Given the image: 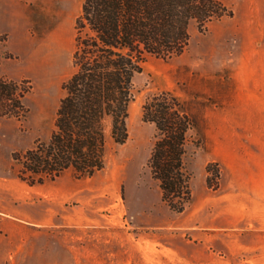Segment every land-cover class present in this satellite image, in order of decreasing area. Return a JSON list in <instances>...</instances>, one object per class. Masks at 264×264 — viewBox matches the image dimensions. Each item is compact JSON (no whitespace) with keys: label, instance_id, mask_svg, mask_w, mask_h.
I'll return each instance as SVG.
<instances>
[{"label":"rangeland","instance_id":"obj_1","mask_svg":"<svg viewBox=\"0 0 264 264\" xmlns=\"http://www.w3.org/2000/svg\"><path fill=\"white\" fill-rule=\"evenodd\" d=\"M231 16L191 22L178 56H149L136 74L128 137L105 126L104 168L28 185L13 153L47 141L73 73L81 0L0 3V75L28 82L21 118L0 116V249L7 264H264V0H224ZM4 6L9 10L1 9ZM170 92L193 125L183 162L190 201L176 212L147 166L156 135L142 105ZM55 222H61L54 224ZM55 232L71 234L64 241ZM66 244V246H64ZM30 259V260H31Z\"/></svg>","mask_w":264,"mask_h":264},{"label":"trees","instance_id":"obj_2","mask_svg":"<svg viewBox=\"0 0 264 264\" xmlns=\"http://www.w3.org/2000/svg\"><path fill=\"white\" fill-rule=\"evenodd\" d=\"M231 15L224 0H81L74 21V71L62 84L54 129L47 141L12 154L18 165L15 176L34 185L67 170L77 178L102 170L106 123L114 141L124 143L133 79L146 59L180 55L188 45L191 22L204 26ZM29 88L28 82L0 75V116L23 117L22 99ZM142 119L156 128L147 160L151 176L162 200L182 212L191 198L183 154L192 118L175 95L160 92L144 102Z\"/></svg>","mask_w":264,"mask_h":264},{"label":"crops","instance_id":"obj_3","mask_svg":"<svg viewBox=\"0 0 264 264\" xmlns=\"http://www.w3.org/2000/svg\"><path fill=\"white\" fill-rule=\"evenodd\" d=\"M1 2H5V0H0V3ZM1 9H4V10H9L8 12H10V7H6V6H4L3 8H1ZM2 218H0V223L2 222ZM59 224V223H61V222H55L54 224ZM55 234V236H58L59 237V239H62V240H66L67 239V236H69V235H71V234H68L67 232H55L54 233ZM0 242H1V238H0ZM64 246H66V244H64ZM62 251L60 252V253H58V254H53L52 253V255H50V257H49V261H48V264H67L69 261L72 263L73 261H72V259H71V256H69L68 254H67V252H66V249L65 248H62L61 249ZM31 258H28L27 257V254H26V257L24 258V262L25 263H27V262H29V261H31V264H34L33 262V259H31ZM0 264H7L4 260H3V254H2V251H1V249H0ZM74 264H76V263H74Z\"/></svg>","mask_w":264,"mask_h":264}]
</instances>
